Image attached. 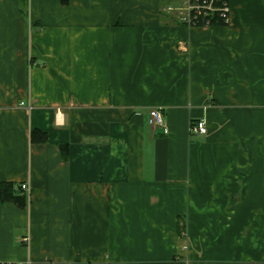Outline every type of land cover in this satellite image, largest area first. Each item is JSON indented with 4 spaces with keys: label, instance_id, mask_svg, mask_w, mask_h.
Here are the masks:
<instances>
[{
    "label": "crops",
    "instance_id": "obj_1",
    "mask_svg": "<svg viewBox=\"0 0 264 264\" xmlns=\"http://www.w3.org/2000/svg\"><path fill=\"white\" fill-rule=\"evenodd\" d=\"M173 2L0 0V264H264V0Z\"/></svg>",
    "mask_w": 264,
    "mask_h": 264
},
{
    "label": "built area",
    "instance_id": "obj_2",
    "mask_svg": "<svg viewBox=\"0 0 264 264\" xmlns=\"http://www.w3.org/2000/svg\"><path fill=\"white\" fill-rule=\"evenodd\" d=\"M217 1L220 2L221 0ZM181 3L182 5L179 4L177 10L180 13V19L187 25L195 26L191 23L192 19L195 18V16L199 13L204 12V14H206L207 11H209V13L220 11L224 14V16H226V20H228L229 6L227 2H221L220 7L218 8L213 5L212 0H210L209 2H201L199 0H181ZM148 124L151 127L160 128L162 133L164 134L167 133L168 130L165 124V119L161 107H154L149 110ZM188 129L190 134H205L207 132L206 122L203 118L193 120L192 122H190ZM20 187L29 196V185L26 183H21Z\"/></svg>",
    "mask_w": 264,
    "mask_h": 264
},
{
    "label": "trees",
    "instance_id": "obj_3",
    "mask_svg": "<svg viewBox=\"0 0 264 264\" xmlns=\"http://www.w3.org/2000/svg\"><path fill=\"white\" fill-rule=\"evenodd\" d=\"M201 2H209L210 0H199ZM213 5L218 8L220 3L227 2L228 0H212ZM194 15V14H193ZM195 26H213V25H225L227 24L226 16L220 11H215L206 14L204 12L199 13L192 19L191 22ZM30 140L33 143H46L49 140L48 134L45 131L39 129H32L30 133ZM63 149L64 157L67 155V145H60ZM0 204H11L20 209H25L28 205V195L20 187V184L9 181H0ZM13 264V263H10Z\"/></svg>",
    "mask_w": 264,
    "mask_h": 264
},
{
    "label": "rangeland",
    "instance_id": "obj_4",
    "mask_svg": "<svg viewBox=\"0 0 264 264\" xmlns=\"http://www.w3.org/2000/svg\"><path fill=\"white\" fill-rule=\"evenodd\" d=\"M179 4L182 5L181 0H174V2L172 3L173 6L179 5Z\"/></svg>",
    "mask_w": 264,
    "mask_h": 264
}]
</instances>
